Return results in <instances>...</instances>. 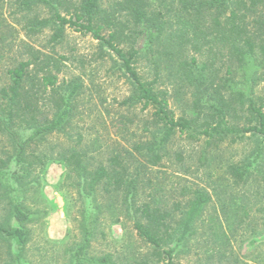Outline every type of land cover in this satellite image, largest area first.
Returning <instances> with one entry per match:
<instances>
[{
	"label": "trees",
	"instance_id": "16d2710c",
	"mask_svg": "<svg viewBox=\"0 0 264 264\" xmlns=\"http://www.w3.org/2000/svg\"><path fill=\"white\" fill-rule=\"evenodd\" d=\"M105 1L15 3L26 18V34L50 29V41L58 44L71 27L99 40L103 49L116 56L115 63L131 86L130 95L120 104L151 110L145 134L131 150L125 149V155L118 151L109 156L108 164L93 165L94 144L85 145L81 134L74 137L66 130L77 115L83 83L77 79L59 83L50 68L58 67V60L24 43L27 57L9 70V84L0 89V132L7 134L12 146L11 153L0 159L4 210L0 264H32L27 258L33 230L29 226L48 214L41 196L42 177L51 161L65 165L66 181L57 185L64 188L73 178L72 187L79 189L86 213L82 242L65 264H114L110 253L89 252L98 214L103 212L99 207L103 204L97 201L100 186L112 194L110 198L122 199L139 236L151 246L152 261L146 264H175L188 250L212 195L198 188L172 206H162L155 198L139 203L140 171L131 172L132 165H160L169 156L177 132L202 142L204 161L211 150L250 134L254 143L249 153L225 166L237 187L245 186L264 160V94L259 90L264 83V0ZM43 9L46 16L39 12ZM143 54L154 65L151 79H144L137 66ZM169 76L174 81L165 89L161 79ZM171 101L182 109L180 114ZM47 106L52 114L44 112ZM61 131H67V144L52 147L49 153L38 151Z\"/></svg>",
	"mask_w": 264,
	"mask_h": 264
},
{
	"label": "rangeland",
	"instance_id": "374dc122",
	"mask_svg": "<svg viewBox=\"0 0 264 264\" xmlns=\"http://www.w3.org/2000/svg\"><path fill=\"white\" fill-rule=\"evenodd\" d=\"M15 1L0 0V89L9 84V70L27 57L24 43L52 55L58 60V67L50 68L58 75L59 83L71 79L83 83L77 98V115L66 130L74 137L81 134L85 145L94 144L93 165L108 164L109 156L118 151L125 155V149L131 150L134 142L143 139V127L151 110H143L140 105L129 109L120 104L130 95L131 86L115 63L116 56L103 49L99 40L71 27L66 28L64 39L58 44L50 41V29L37 35L26 34V18ZM105 2L108 4L109 0ZM39 12L41 16L48 13L45 9ZM146 55L140 56L137 66L144 79H151L154 65ZM170 78L161 79L163 88H171L174 78ZM259 90L264 94V83ZM171 105L180 114L182 109L173 101ZM43 109L52 114L48 106ZM67 131L51 136L38 151L49 153L52 147L66 143ZM249 136L211 150L204 161L202 142L177 132L169 144V156L160 165H132L131 172L136 168L140 171L139 203L155 198L162 206H172L198 188L207 189L212 195L188 250L175 259V264H264V160L245 186H235L225 172L228 163L249 153L254 143ZM11 150L9 137L0 132V159ZM62 179L66 181L65 165L51 161L42 177L41 196L48 214L29 226L33 230L27 258L32 264H65L82 242L86 216L83 199L79 198V189L72 187L73 178L68 180V186L60 188L57 183ZM110 195L103 186L97 190L103 212L98 214L90 255L110 253L114 264L150 263L151 246L139 236L135 219L126 212L122 199ZM2 211L0 203V214Z\"/></svg>",
	"mask_w": 264,
	"mask_h": 264
}]
</instances>
